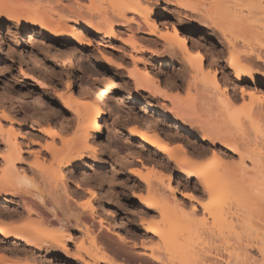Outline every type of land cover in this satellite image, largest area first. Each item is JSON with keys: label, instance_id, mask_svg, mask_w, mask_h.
<instances>
[{"label": "bare ground", "instance_id": "6f19581e", "mask_svg": "<svg viewBox=\"0 0 264 264\" xmlns=\"http://www.w3.org/2000/svg\"><path fill=\"white\" fill-rule=\"evenodd\" d=\"M172 6L196 12L208 29L188 24L180 15L181 27L164 21L167 14L173 16ZM216 30L224 49L206 54L224 56L221 70L218 60L207 64L205 47L194 38L199 34L206 40L203 35ZM4 32L18 39L20 48L29 41L52 56L79 63L84 57L92 61L90 52L103 46L106 52L100 50L93 59L113 71H127L124 81L134 84L135 91L126 97L134 103L155 97L171 101L162 117L176 118L169 130L178 132L172 140L149 119L130 128L131 138L144 146L138 153L155 149L170 172L163 174L143 157L136 160L139 168L129 171V179L147 191L145 197H132L160 217L147 223L155 241L141 240L140 254L130 255L122 248L138 244L123 234L126 223L115 224L104 212L123 194L116 186L106 190L108 182L101 177L106 149L120 151L111 141L100 144L105 109L83 91L78 94L72 78L67 90L58 92L62 109L57 112L67 123L37 114L28 127L24 117L19 123L14 118L23 113L13 100L16 90L2 77L0 264H44V254L50 264H118L110 250L136 264H211L209 245L215 239L228 249L226 264H251L250 244L264 257V231L252 234L264 221V0H0V47L17 52ZM157 61L162 74L154 73ZM178 77L185 81L184 96L171 95ZM239 100L243 103L238 106ZM146 107L149 112L151 106ZM192 126L211 148L207 163L193 161L208 151L193 150L188 135L181 133L198 138ZM174 171L187 176L186 188L197 179L207 200L180 190ZM76 173L82 177L72 180L69 176ZM114 176L106 177L112 182ZM10 254L25 261L10 259Z\"/></svg>", "mask_w": 264, "mask_h": 264}, {"label": "rangeland", "instance_id": "374dc122", "mask_svg": "<svg viewBox=\"0 0 264 264\" xmlns=\"http://www.w3.org/2000/svg\"><path fill=\"white\" fill-rule=\"evenodd\" d=\"M162 5L163 7L165 6L164 3H162ZM170 8H172L173 16L167 14V17L163 19L164 21H168L170 22V24L181 27L182 25H180L177 19L180 15V17H182L186 23L195 24L200 29H205V30L208 29V27H206L205 24L200 19L199 14H197L194 11H191V9L182 8L178 10L175 6H172ZM7 28L8 25L1 27V29H5V30ZM215 32H213V34L211 35L204 34L203 36L204 38H206V40L199 39L200 38L199 34H195L194 38L196 39L197 44L204 45L205 49H203V53L206 55L207 64L218 62L217 64L218 67L220 68L221 66L225 65L224 56L220 55L219 57L218 56L211 57L206 54L208 52H213V50L221 51L224 49L223 45L219 43V40L221 38L219 35H221V33L218 32L217 30ZM4 39L6 40V42L8 41V43L13 44L12 47L17 48V52L13 48L12 50L13 51L15 50V52H12L11 54L10 52H8L9 53L8 54L6 53L7 51L5 49L0 47V59H2V61H0V79L4 77L6 82L9 84L11 90H16L15 92L17 94L13 95L14 96L13 100L16 103L18 102L17 105L20 107L21 112L23 113V115H21L18 112L19 114L17 113L16 115H14V118L18 123H19V119L24 117V120L28 124V127H33V123H35V120H37L38 117L37 114H42V116L46 118L51 117L53 118L52 120L54 122L57 121L58 123H62L64 120L67 121V119H63L61 113H58L61 112L62 109V104L59 101L58 92L66 91L69 81L72 78H74V81L76 83L75 88L78 94L83 91L82 93H85L90 98H94L95 100H97L105 109L106 114L104 115L102 121L104 134L101 138L100 144L101 146L105 147V143L111 141L115 147L118 146L117 147L118 151L119 150L120 151L119 154H116L114 151H110L106 149L108 153V155L106 156V165L104 167H101V170L103 172L101 177H103L104 175L105 176L103 177V179L102 178L101 179L105 180V182L106 181L108 182V183L106 182L107 183L106 190L111 191L112 190L111 187L116 186L115 189L122 192L123 194L122 197L113 199V202L111 204L112 207L107 206L105 208L106 211L104 212L106 214V218L112 221L113 223L115 224H117V222L126 223L122 225L123 234L125 232L128 233L132 237V239L138 244V246L132 247L130 243V245L128 244L130 247L128 245L123 247L124 245L122 244L121 245L123 247L122 249L123 250L125 249L127 251L126 253L130 255H134V256L138 255L139 250H142L141 240L145 239L147 241L149 239L150 242V239L152 241H155L156 239L153 233L150 234L147 233L148 232L147 223L154 219L155 221H158L160 217H155V216H159V214H157L156 211L146 212V210H143L144 203H142L140 199L132 197L131 194L133 193L136 194L142 193L143 196L144 195L146 196L147 191L145 189V185L138 186V184L136 185L134 181L129 179L128 176L129 171L133 169L134 170L138 169L140 165L136 162V160L139 157H143L146 163L149 162L150 165H153L163 174L168 175V173L170 172L168 171V168H166L167 167L166 161L157 155L155 149H152L151 151L146 150V153L143 154L144 156L138 153L144 148V146L143 144H141L139 140L134 139L133 137L131 138L132 135L130 133V128L133 125L135 126L136 124H141V123L143 124L144 119H149L151 122L155 123V125L160 127V130H163L168 138L172 140L174 139L176 140L175 135H177L178 132L177 129L174 130L172 128L173 131L172 129L169 130L171 126L175 125L173 120H175L176 118L162 117V113L164 111H167L172 106L171 101L169 100L164 101L160 97L158 98L155 97L148 100L149 101L148 103H146V101H144L145 103L144 102L134 103V100L127 98L126 96H128L129 93L134 94L135 91L134 84H127L124 81V79L128 75L127 71L125 69H118L113 71L111 66H109L107 63L102 64L101 62H96L93 59L95 55L97 57L98 55L100 56V54H98L100 50H102L101 52H106L105 51L106 49L103 46L99 47V51L97 49H93L90 52V55L92 56L91 59L92 61H87L88 58L84 57L81 60V63H79L80 62L79 59H69L55 55L52 56V54H48L44 52L43 50H41V48L40 51L39 47H35L36 45H33V43H30L29 41L27 42L26 46L20 48L19 45H17V42H19V40L16 39L15 37L11 38V36L5 32H4ZM209 42H211V44H209ZM43 44L44 43H42L41 46H44ZM212 46H216V47H212ZM19 49L23 51L22 52L23 54L19 53L21 52ZM32 51L34 55L31 53ZM37 64L38 66H36ZM160 67H161V63L157 61V66L155 67L156 72L154 71V73L162 74L163 71L160 70ZM21 69H23L24 71H21ZM23 72L31 73L34 78L29 77L30 75H28L27 77V75ZM220 76L222 77L223 73H221ZM175 83L177 84V87L170 88L171 95H177L180 92L179 94H182L184 96L187 92L185 89L186 88L185 81L184 82L183 80L181 81V78L178 77ZM176 84L174 86H176ZM164 85L166 84L164 83ZM235 90L239 94L238 92L239 89L236 88ZM1 92L2 91L0 89V95ZM162 103L166 104V106L162 105ZM237 103L239 106L240 103L242 105L243 101L239 100ZM146 104L151 106L152 108L149 109V112L146 111L145 109L147 108ZM163 119L165 121L164 123H166L165 125L164 124L162 125ZM65 121L63 123H67ZM191 128L198 133L199 135L198 138L194 136H189V134L186 132H181V133L188 135L187 139L188 141H191L190 144L193 150L197 149V150H206V152L208 151L207 153L205 152L206 153L205 155L197 156V158L195 156V159L192 160L197 161L198 159V161L201 164L211 161L213 156L212 153L208 150L211 148H209V146H207V144H205L201 140L202 133L200 131H197L195 127L193 128V126ZM192 148H190V151ZM147 155L151 157L150 160L145 159L146 157H148ZM25 158L29 159L28 156H25ZM198 161L197 163H199ZM88 163L90 167L93 166L92 161H89ZM88 172H93V171L89 170ZM112 172H115V175L117 177L114 176L116 180L113 179L111 182L108 181L106 176L108 175V173H112ZM79 176L80 178L82 177V175L76 173V177H72V176L69 177L72 178V180L73 179L79 180L78 178ZM173 180L175 184H178L179 182L178 188L180 190L192 191L198 197L202 196L201 197L202 200L204 201L207 200L206 196L202 194L203 189L201 188V186L199 184H195L197 179H194L193 182L190 183V188H186L184 184H186L189 181L187 179V176L182 173L174 171ZM194 187L197 188L198 191L193 190ZM70 188L71 190H73L75 187L70 184ZM97 188H99V185ZM76 191L77 190L75 188V191L74 190L72 191L74 192L73 194H76ZM178 199L179 200L181 199V201L184 200L180 195L178 196ZM186 204L190 205V203L187 201ZM109 211L113 212V215L112 213H109ZM257 226H258V232L256 231L253 232L252 233L253 235H257V233L264 231V221L259 223ZM217 241L218 242H216L215 239V242L212 241V243L209 245V249L213 256V260L211 264H226V260H227L226 258L228 257L227 254L229 253L228 249L226 248L223 241H222V245L224 244L225 249H227V251L221 245L219 239H217ZM129 249L130 250L132 249L133 251L131 252ZM113 251L110 250L108 252L112 257L116 258L118 264L120 263L136 264L129 261L128 256L127 258L125 256L124 259L123 257L119 258V256L117 258V255H115L116 254L115 251L114 252ZM248 251L249 254L252 256L251 264H264V257L262 256L259 249L254 244L253 245L250 244ZM12 255L9 257L10 259L13 260L20 259L25 261L23 256H18V255L16 256L15 254L14 256ZM48 256L49 255L45 256V254L44 256L42 255V261L44 260L43 262L44 264L51 263V260ZM44 257H46V259H44ZM149 262L150 263H146V264H154V262L152 261ZM61 263L63 264V262ZM55 264H57V261H55Z\"/></svg>", "mask_w": 264, "mask_h": 264}]
</instances>
